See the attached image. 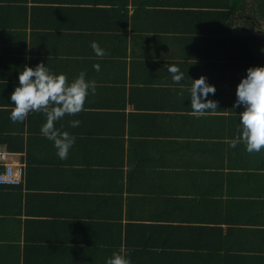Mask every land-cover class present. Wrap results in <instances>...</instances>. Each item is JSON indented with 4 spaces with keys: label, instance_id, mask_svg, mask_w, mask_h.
Masks as SVG:
<instances>
[{
    "label": "crops",
    "instance_id": "0c3cea01",
    "mask_svg": "<svg viewBox=\"0 0 264 264\" xmlns=\"http://www.w3.org/2000/svg\"><path fill=\"white\" fill-rule=\"evenodd\" d=\"M259 37L249 0H0V145L25 167L24 184L0 185V264H105L120 250L131 264H264V150L237 141L234 107L245 69L264 65ZM24 56L95 82L57 122L75 137L66 159L43 113L9 119ZM201 75L218 108L195 114Z\"/></svg>",
    "mask_w": 264,
    "mask_h": 264
},
{
    "label": "clouds",
    "instance_id": "9594fccd",
    "mask_svg": "<svg viewBox=\"0 0 264 264\" xmlns=\"http://www.w3.org/2000/svg\"><path fill=\"white\" fill-rule=\"evenodd\" d=\"M97 56L105 55L103 48L96 41L90 44ZM264 52V49H261ZM99 71V65H94ZM166 70L175 83L184 79V73L177 65L169 64ZM236 85L234 107H242L239 117L240 132L237 138L249 153L264 150V65L250 66L245 69ZM18 83L9 95L13 105L9 119L13 122H23L33 112L43 113L45 122L40 127V133L52 141L56 155L61 160L66 159L75 143V137L67 131H61L57 122L63 117L74 116L84 109L86 99L96 91L95 82L86 79V74L80 72L72 81H68L63 73L52 72L47 63L38 62L34 67L23 65L18 72ZM183 87V85H181ZM216 91L215 86L207 82L204 75L192 79L189 86L190 104L193 113L203 114L218 108L217 102L209 98ZM80 121H69L70 127H78ZM233 142L232 147H235ZM105 264H131L124 250L113 251L105 259Z\"/></svg>",
    "mask_w": 264,
    "mask_h": 264
},
{
    "label": "built area",
    "instance_id": "2783aa9c",
    "mask_svg": "<svg viewBox=\"0 0 264 264\" xmlns=\"http://www.w3.org/2000/svg\"><path fill=\"white\" fill-rule=\"evenodd\" d=\"M14 153L0 145V164L4 169L0 171V183H19L23 180L25 167L20 161L13 160Z\"/></svg>",
    "mask_w": 264,
    "mask_h": 264
},
{
    "label": "trees",
    "instance_id": "16d2710c",
    "mask_svg": "<svg viewBox=\"0 0 264 264\" xmlns=\"http://www.w3.org/2000/svg\"><path fill=\"white\" fill-rule=\"evenodd\" d=\"M250 6H253L254 10H257L260 12V14L262 15L263 19H264V0H249ZM252 40V38H249ZM253 39H264L263 37H259V38H253ZM10 41L14 42L15 41V37L14 36H10ZM47 52V51H45ZM44 55V54H43ZM38 56V55H37ZM36 58V57H35ZM258 59V58H257ZM34 57L33 58H29L28 56H24L23 57V65L27 64H34L35 63ZM9 132H12L11 127L8 128ZM0 134H2L0 132ZM4 135V140H6V143L8 144V149L10 150H15L16 149V145L15 144H11V135ZM20 138V137H18ZM4 169V165L0 164V171ZM24 177H25V172H24V176H23V180L19 183L13 184V183H0V185H5V186H21L22 184H24Z\"/></svg>",
    "mask_w": 264,
    "mask_h": 264
}]
</instances>
